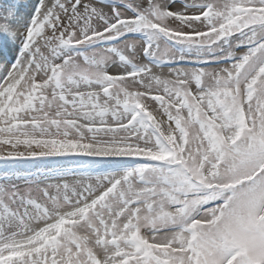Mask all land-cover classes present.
Segmentation results:
<instances>
[{
    "label": "snow or ice",
    "instance_id": "1",
    "mask_svg": "<svg viewBox=\"0 0 264 264\" xmlns=\"http://www.w3.org/2000/svg\"><path fill=\"white\" fill-rule=\"evenodd\" d=\"M0 161V264H264V0L13 5Z\"/></svg>",
    "mask_w": 264,
    "mask_h": 264
},
{
    "label": "rangeland",
    "instance_id": "2",
    "mask_svg": "<svg viewBox=\"0 0 264 264\" xmlns=\"http://www.w3.org/2000/svg\"><path fill=\"white\" fill-rule=\"evenodd\" d=\"M24 2L25 0H0V15L7 14L10 10H12L13 5L17 3L21 5V3H24ZM111 71H115V69H111ZM0 169H2L1 165H0ZM40 171H47V169L40 170Z\"/></svg>",
    "mask_w": 264,
    "mask_h": 264
},
{
    "label": "bare ground",
    "instance_id": "3",
    "mask_svg": "<svg viewBox=\"0 0 264 264\" xmlns=\"http://www.w3.org/2000/svg\"><path fill=\"white\" fill-rule=\"evenodd\" d=\"M30 2H33V0H25V2L24 3H21V5L28 4ZM18 11H19L20 15H23L24 14V8L23 7H21ZM0 165H3V161H0ZM45 169L46 168H43L42 167L40 170H45Z\"/></svg>",
    "mask_w": 264,
    "mask_h": 264
}]
</instances>
